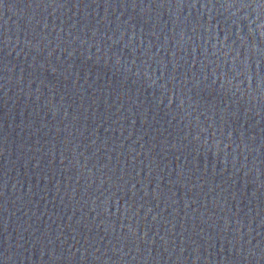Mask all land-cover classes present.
Listing matches in <instances>:
<instances>
[{"label":"water","instance_id":"obj_1","mask_svg":"<svg viewBox=\"0 0 264 264\" xmlns=\"http://www.w3.org/2000/svg\"><path fill=\"white\" fill-rule=\"evenodd\" d=\"M0 264H264V0H0Z\"/></svg>","mask_w":264,"mask_h":264}]
</instances>
